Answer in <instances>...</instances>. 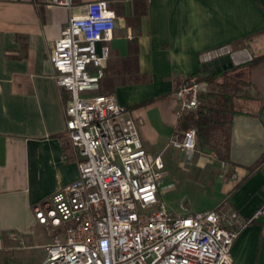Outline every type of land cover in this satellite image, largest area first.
Returning a JSON list of instances; mask_svg holds the SVG:
<instances>
[{"label":"crops","instance_id":"0c3cea01","mask_svg":"<svg viewBox=\"0 0 264 264\" xmlns=\"http://www.w3.org/2000/svg\"><path fill=\"white\" fill-rule=\"evenodd\" d=\"M88 1L72 0L68 10L48 0H0V250L11 248L9 233L22 243L42 230L30 207L76 177L77 155L64 132L67 95L53 78L47 54L68 16L81 14ZM104 1L115 14L104 76L135 37L140 80H117L111 93L139 125L144 150L160 157L173 183L162 202L179 190L185 208L176 215L219 208L251 216L264 203V161L257 164L264 154V59L243 68L248 98L234 99L242 114L231 120L225 167L212 152L197 149L185 157L167 144L181 131L173 90L200 67L199 53L234 42L238 46L231 47L251 59L264 52V0ZM143 7L134 22L133 11ZM232 172L236 182L227 178ZM230 258L233 264H264V217L239 233Z\"/></svg>","mask_w":264,"mask_h":264},{"label":"built area","instance_id":"2783aa9c","mask_svg":"<svg viewBox=\"0 0 264 264\" xmlns=\"http://www.w3.org/2000/svg\"><path fill=\"white\" fill-rule=\"evenodd\" d=\"M48 4L69 10L72 1ZM114 19L104 0L84 3L81 14L68 16L47 54L67 95L64 132L77 161L73 181L30 207L34 224L49 239L39 264H233V242L264 217V203L247 218L219 208L185 215L166 209L161 195L173 183L162 160L144 150L134 119L115 96L97 92ZM206 87L198 74L179 82L172 93L176 118L198 107ZM168 145L190 157L197 152L194 128L175 133ZM227 178L238 179L235 172ZM7 237L20 242L13 233Z\"/></svg>","mask_w":264,"mask_h":264},{"label":"trees","instance_id":"16d2710c","mask_svg":"<svg viewBox=\"0 0 264 264\" xmlns=\"http://www.w3.org/2000/svg\"><path fill=\"white\" fill-rule=\"evenodd\" d=\"M145 7L133 11L132 20L137 22L138 16L145 13ZM239 42L229 43L237 47ZM220 46L198 54V61L201 64L206 54L218 50ZM136 41L131 37L127 43V55L112 63L108 72L100 80L97 92H112L115 81L129 83L132 78L139 81V74L136 68ZM264 59V52L253 56L246 63L232 66L230 68L218 69L209 72L199 67L193 74H198L206 82V90L198 94V107L189 114L178 119V128L184 129L193 127L197 149L200 151L212 152L216 160L226 163L228 161L229 127L232 117L242 114L236 106L235 98H248L245 87L249 82L244 78L243 68L257 63ZM242 66V69L240 68ZM112 71V73H111ZM191 74V75H193ZM264 161V154L257 164ZM251 170L254 167L250 168Z\"/></svg>","mask_w":264,"mask_h":264},{"label":"rangeland","instance_id":"374dc122","mask_svg":"<svg viewBox=\"0 0 264 264\" xmlns=\"http://www.w3.org/2000/svg\"><path fill=\"white\" fill-rule=\"evenodd\" d=\"M110 58L114 59V57H112V54H110ZM240 68L242 69V66ZM136 127L139 135V125L137 123ZM167 147L170 148L168 144ZM175 160L176 157L173 156L169 159V163L172 164ZM178 194H180L179 190H177L176 193L173 195H167L164 197V203L166 205L167 210L170 212L172 211L175 214L179 213L180 211L183 212L182 210H184L183 208H185H181V203L179 201ZM195 206H197V203L189 204V208ZM48 241L49 239L47 238L46 233L43 230H39L35 232L30 241L22 240V243L9 242L8 244L11 247L10 249L0 250V264H39L43 257V249L41 248V246L36 245H43L45 242Z\"/></svg>","mask_w":264,"mask_h":264},{"label":"water","instance_id":"95a60500","mask_svg":"<svg viewBox=\"0 0 264 264\" xmlns=\"http://www.w3.org/2000/svg\"><path fill=\"white\" fill-rule=\"evenodd\" d=\"M250 55L245 50H234L231 46H220L218 50L205 55L200 67L209 72L218 69L230 68L250 60Z\"/></svg>","mask_w":264,"mask_h":264},{"label":"flooded vegetation","instance_id":"af4514ba","mask_svg":"<svg viewBox=\"0 0 264 264\" xmlns=\"http://www.w3.org/2000/svg\"><path fill=\"white\" fill-rule=\"evenodd\" d=\"M208 70H209V68H208Z\"/></svg>","mask_w":264,"mask_h":264}]
</instances>
